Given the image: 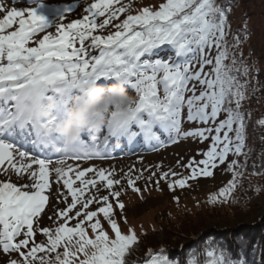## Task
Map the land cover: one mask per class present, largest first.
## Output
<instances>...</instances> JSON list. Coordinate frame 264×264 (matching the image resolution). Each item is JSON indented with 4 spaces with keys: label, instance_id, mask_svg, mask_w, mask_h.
<instances>
[{
    "label": "snow or ice",
    "instance_id": "snow-or-ice-1",
    "mask_svg": "<svg viewBox=\"0 0 264 264\" xmlns=\"http://www.w3.org/2000/svg\"><path fill=\"white\" fill-rule=\"evenodd\" d=\"M42 6L37 2L35 7H9L7 0H0V171L8 177L0 181L3 264H127L126 255L131 253L137 236L131 228L128 234L122 233L110 202L111 198L117 208H124L119 200L121 192L113 187L121 180L113 178L114 169L81 170L79 163L73 166L67 161L108 157V137H126L131 141L137 135L131 132L134 124L146 141L154 142L153 147L164 145L157 129L166 133L172 143L187 137L211 139L207 150L202 152L203 159H190L185 165L191 170L188 176L169 180V176L178 174L161 171L157 188L160 180L168 181L170 190L175 186L184 188L189 180L211 177L213 169L224 164L229 153L244 154L245 115L241 102L246 98V85L239 81L236 57L225 40L227 9L216 0H164L156 9L143 7L112 24L131 4L95 0L85 8L87 15L68 23L64 22L65 14L76 7L75 3L58 9L51 20L38 11ZM97 17L103 19L98 22ZM109 25L115 31L94 34ZM53 27L55 31H49ZM38 33H43L42 38H36ZM32 41L35 46H29ZM165 47L173 49L179 59L160 58ZM213 48L214 57L209 54ZM90 49L98 50L99 54L92 55ZM230 54L231 64H227ZM152 57L157 59L153 61ZM193 60L199 63L196 71L192 68ZM205 66H210L207 72ZM247 71L244 65L243 73L246 75ZM90 79L105 85L121 80L135 90L138 98L126 113L113 112L100 127L89 126L85 130L83 134L91 137L94 146L85 142L83 134L69 145L55 129L77 86ZM194 82L200 85L199 94ZM158 85L163 88V96L158 94ZM186 92L191 95L186 97ZM185 106L187 121L210 126L184 131L181 110ZM46 108L49 115L43 116ZM221 113L225 118L217 123ZM259 123L264 124V119ZM105 124L108 135L101 147L92 133ZM28 128L35 133L32 144L42 146L39 155H30L10 139L18 130ZM52 155L59 158L53 161ZM26 159L28 163L24 162ZM33 165L38 168L33 169ZM241 167L237 160L228 163L232 179L208 197L209 203L228 200L237 186L241 175L237 169ZM9 173H27V181L18 186L10 182ZM50 173L66 190L65 193L57 189V201L65 207L53 206L48 219L55 218L54 226H41L51 202ZM86 173H92L93 178H86ZM155 175L152 172L149 179ZM125 176L128 186L139 193L131 169ZM19 178L24 179L23 175ZM76 181L79 186H74ZM101 186L108 195H99ZM90 188L95 189L94 194L88 191ZM93 203L98 204L95 210L89 207ZM98 214H102L114 238H110ZM70 221H75L74 226H69ZM37 233L46 240L37 242ZM165 253L164 248L149 250L151 258L145 264H179ZM204 256L203 264H246L243 259L230 260L223 248L208 249ZM186 264L201 262L190 254Z\"/></svg>",
    "mask_w": 264,
    "mask_h": 264
},
{
    "label": "trees",
    "instance_id": "trees-1",
    "mask_svg": "<svg viewBox=\"0 0 264 264\" xmlns=\"http://www.w3.org/2000/svg\"><path fill=\"white\" fill-rule=\"evenodd\" d=\"M162 2L164 0H130L126 4H131V8L125 13L136 14L143 7L156 9ZM216 3L227 9L225 40L230 53L236 57V67L240 69L236 73L239 81L246 85V98L241 102V111L245 115V146L244 154L230 153L233 158L226 160L209 179L214 183L219 176L228 174L227 184L232 179V172L228 170V163L232 160H237L243 166L237 169L241 175L237 178L236 188L224 202L218 200L209 203L208 197L212 192L184 197L182 201H176L174 197L168 198L169 206H159L149 227L140 221L137 227L126 215H116L118 209L113 204L119 226L125 227L122 229L120 226L122 233L128 234V229L131 228L137 236L131 253L126 255L127 264H145L151 258L149 250L161 248L166 249L165 254L172 260H178L179 264H186L190 254H194L203 264L204 253L208 249L219 251L220 248L225 250L230 260L243 259L246 264H264V202L259 215L250 222L246 221L257 214V201L264 200V124L259 123L264 119V28L261 33L262 44L249 47L246 53L240 50L250 29L244 19L253 15L247 8L250 4L259 5L262 8L260 12L264 15V0H216ZM161 53H174V50L165 47ZM231 54L225 63L231 64ZM244 65L248 67L246 75L243 73ZM224 118L225 114L221 113L217 123ZM162 193L158 188H149L141 194L144 196L140 197V201H145L150 195ZM98 218L107 231V222L102 214ZM213 222L219 224L212 225ZM87 231L91 237V229L88 228ZM44 240L46 237L37 242Z\"/></svg>",
    "mask_w": 264,
    "mask_h": 264
},
{
    "label": "rangeland",
    "instance_id": "rangeland-1",
    "mask_svg": "<svg viewBox=\"0 0 264 264\" xmlns=\"http://www.w3.org/2000/svg\"><path fill=\"white\" fill-rule=\"evenodd\" d=\"M128 1L130 0H120V4H126ZM58 2H59L58 4L54 2L49 4H42L43 6L39 8L38 11L46 15L45 8H50L51 10L55 11L62 8L65 5H71L75 3L76 7L73 8L71 12L65 14L66 18L64 22L68 23L71 22V20L73 19L83 18V16L87 15L85 8L89 4L95 2V0H61ZM7 3L9 7L12 6L35 7L34 6L35 4L33 6H29L26 3L22 2L21 0L14 2L12 0H7ZM116 6L119 7L120 5H116ZM247 10L252 11L253 15L250 16L248 19H244L246 25L249 26L250 29L247 33L248 34L247 38L245 39L244 43L241 44L242 46H240V50L242 53H246L249 47L255 46L257 44L258 45L262 44L261 33L263 32V28H264V15L261 14L260 12L262 11V8L259 5L250 4ZM126 15H127L126 13H120L118 18L116 20H113L112 24H115L116 22L125 18ZM99 18L100 17H97V20ZM240 18H242V16H240ZM101 20L99 19L98 21ZM52 30H54V27L52 28ZM49 31L51 30L49 29ZM110 31H114L112 25L106 26V28L103 30H97V32H95L94 34L106 35ZM42 35L43 33H38L37 35L38 37L36 38H42ZM32 42H30V46H34ZM89 51L91 52L92 55L99 54L98 50L90 49ZM214 53H215V48H213L209 54L213 57ZM173 56H174L173 53L170 54L167 53L161 55L160 58L178 59V58H174ZM143 59H148V57H144ZM151 59L154 61L155 59H157V57H152ZM192 68L193 71L198 70L199 68L198 60L192 61ZM209 68L210 66H205L204 71L209 70ZM194 83H196L197 94H199V91L201 90L200 85L198 82H194ZM191 86L192 84L190 83L189 87ZM127 90L129 94L134 97V99L138 98L134 89L127 87ZM158 94L160 96H163L164 94L162 86L159 85H158ZM189 95H191V92L185 93L186 97ZM186 117H187V107L185 106L181 110V119H182L181 127L184 131H189L196 127L210 126V125L199 124L197 122H189L187 121ZM210 143H211L210 137L209 139L204 141H201L199 138L187 137V138H180L175 143L170 142L169 145H166L163 149L159 150L158 152L152 151V152H146L144 154L121 155L119 157H115V159L105 160V161L95 160L93 158L87 161H83V160L75 161L69 159L67 163L73 166L79 163L81 170L88 167H95L97 169L102 167L105 170L114 169L115 173L113 178L117 180H121V183L119 185H114L113 187L115 190L121 192L119 200L124 204V208L121 210L116 207L115 200H112L110 198V202L114 204L115 207L118 209L116 211V215H126L128 217V220L134 223L137 227L139 221L144 223L146 227H149L151 223L154 221L153 218L156 215V210L159 208V206L160 205H162L163 207L169 206L167 201L168 198L174 197L176 201H182L184 197H192L193 195L203 194V193H211V192L215 193L216 192L215 189L219 191L220 188L225 186L226 179L227 177H229L228 174L222 177L219 176V178H217L215 180L216 182L214 183H212V180H210L209 177L199 176L194 180H189L184 188L175 186L171 190L167 186L168 181L160 180L158 189L162 190L163 193L161 195L156 194L157 196L155 194L150 195L145 201L143 202L140 201V197L144 196L141 195L143 192H145L149 188H157L156 181L159 179V173L161 171L168 172L169 170H171L178 174L177 177L169 176V180L181 178L183 176H188V173L190 174L191 170L186 168L185 165H187L190 159H195V160L203 159L202 152L207 150ZM232 158L233 155L229 153V155L226 157V160H231ZM17 160H19V157H17ZM177 161H179V164L177 163ZM24 162L28 163V160L26 159ZM157 165H159V168H157ZM6 166L7 165H5L4 167ZM221 167L222 164H218L217 168L213 169V174H215V172L219 170ZM36 168H38V166L33 165V169ZM130 169H131V178L135 181V187H138L140 189L139 193L134 191L127 184L128 177L125 176V173H128ZM152 172H156V175L152 176V178L149 179ZM9 175H10V182L17 183L18 186L27 181V173H22V174L9 173ZM19 175H23L24 179L21 180L19 178ZM69 175H72L73 179H75L73 173H69ZM86 178H93V174L86 173ZM6 179H8V177H6L4 173L0 171V181H4ZM49 183L51 185V202L47 206L46 212L44 213L43 219L41 220V226H54L55 218H53V220L48 219V217L52 214L53 206L57 208L65 207V204L63 202L57 201L58 188L60 189V191L66 193V190L63 189L62 182L57 184L55 181L54 174L50 173ZM74 186H79V181H76ZM88 191L92 192L93 194L95 193V189L90 188ZM87 194L88 193L86 192V195ZM108 194H109L108 191L105 190L103 186H101V191L99 195H108ZM70 201H71V197L69 196L68 202ZM263 202H264L263 199L257 201L258 212L256 215L246 219L247 222L254 220V218H256L259 215V211L262 208ZM97 206H98L97 203H93L89 207L91 210H95ZM230 222H233V219H230ZM74 223L75 221H70L69 226H74ZM218 224H219L218 222H213L212 225H218ZM106 226L109 235L114 236V233L111 232L110 226L108 224ZM120 226L122 229L125 228L123 225ZM40 238H45V236H43V234L41 233H37L35 236V240L37 241ZM4 258L5 255L0 254V264H3Z\"/></svg>",
    "mask_w": 264,
    "mask_h": 264
},
{
    "label": "clouds",
    "instance_id": "clouds-1",
    "mask_svg": "<svg viewBox=\"0 0 264 264\" xmlns=\"http://www.w3.org/2000/svg\"><path fill=\"white\" fill-rule=\"evenodd\" d=\"M134 102V97L129 94L125 83L121 80L107 85L91 79L81 82L55 131L65 143L71 145L89 126L94 129L100 127L105 122L106 116L113 112L126 113ZM49 108L41 114L48 116Z\"/></svg>",
    "mask_w": 264,
    "mask_h": 264
}]
</instances>
